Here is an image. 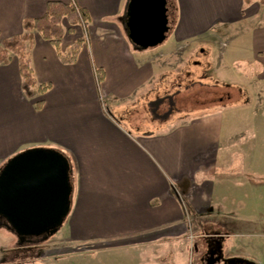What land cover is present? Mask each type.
<instances>
[{
    "label": "crops",
    "instance_id": "0c3cea01",
    "mask_svg": "<svg viewBox=\"0 0 264 264\" xmlns=\"http://www.w3.org/2000/svg\"><path fill=\"white\" fill-rule=\"evenodd\" d=\"M52 1L73 4L88 16L83 29L65 32L61 48L82 35L85 42L75 63L66 65L52 44L33 32L31 66L38 84H50L36 100L43 101L39 110L22 91L17 59L0 64V160L29 148H50L66 157L70 237L117 242L123 264H156L157 241H167L159 244L162 251L177 243L181 233L175 232L182 231L178 226L186 225L188 214L195 223L199 217L220 220L228 211L253 205L257 217L263 216L264 136L254 138L249 126L237 134L231 115L224 118L234 107H213L164 130L155 120L133 124L125 115L167 77L171 49L179 55L194 42H214L238 30L248 43L247 61L234 67L258 65L235 79L245 82L246 96L251 93L242 106L252 110V95L263 102L264 5L173 0L169 34L149 49L128 36L129 0H0V46L23 34V21L42 16ZM96 69L103 71L99 85ZM261 107L255 110L261 114L256 131L264 122ZM240 154L243 166L236 170L232 162ZM231 179L232 185L225 183ZM245 215L240 224H251L252 214ZM181 252L186 255L188 245ZM182 261L181 256L175 263Z\"/></svg>",
    "mask_w": 264,
    "mask_h": 264
},
{
    "label": "rangeland",
    "instance_id": "374dc122",
    "mask_svg": "<svg viewBox=\"0 0 264 264\" xmlns=\"http://www.w3.org/2000/svg\"><path fill=\"white\" fill-rule=\"evenodd\" d=\"M257 10L258 16H260L261 6ZM175 17L177 18V16ZM64 26L67 27V24L64 23ZM84 26H77L75 29L78 31ZM68 37L72 38V36ZM82 37L85 36L82 35ZM208 39L210 43L194 42L190 49L184 50L179 55L176 54L178 51L171 49L170 52H173V56L170 62H167V77L158 82V86L152 90L153 94L149 96V99L137 100L135 106L138 109L131 108L125 117L133 124L155 120L160 126L158 129L164 130L213 107L228 106L234 108L224 112V118L227 119L231 115L237 134L245 131V128L249 126L248 129L252 130L251 134L254 138H262L264 122L258 131L254 126L261 116L255 110L260 107V103H262L261 108H264V101H259L258 95H252L253 108L248 111L247 106L243 107L242 105L248 101L251 93L246 96L245 87L242 86L245 82L235 80L236 78L240 79L244 73L254 72L258 68V65L247 66L244 63L247 61L245 58L248 45L244 33L238 30L214 42L212 38ZM10 56L11 59L15 57L14 55ZM240 60L244 62L235 68L234 64ZM152 88L154 87L152 86ZM37 95L39 94L36 93L32 98H29L30 102H34L32 106L42 96ZM137 110L138 112H136ZM250 138L252 139V137ZM7 161L0 160V170ZM233 164L236 166V170L239 169V166H243V155L240 154L236 157ZM70 176L71 171H69V180ZM234 181L235 179H231L230 182L226 181L225 183L232 185ZM241 191L243 190L241 189ZM231 194L239 196L238 193L232 192ZM70 197L71 193L69 201ZM227 213L229 216L225 215L226 219L213 220V218L199 217L196 223L193 217L188 214L186 225L178 226L182 231L175 232L179 235L181 233L177 243L171 244L162 251L159 244L167 241H157L156 264H176L175 260H180L181 256L183 258L181 264H204L203 256L207 254L209 247H217L219 251L216 256L221 264H229L234 261L264 264V214L257 217L256 213L259 211L256 212L253 205ZM244 215L251 217L249 219L251 224H240L244 221L241 218ZM67 216L53 234H42L22 240L8 228L6 221L0 218V264H123L120 262L121 258L117 257L116 249L118 247H115L117 245L115 241L73 240L68 233ZM173 228L176 230L175 227ZM186 245H188V252L185 255L181 251ZM98 252L100 253L97 254Z\"/></svg>",
    "mask_w": 264,
    "mask_h": 264
},
{
    "label": "water",
    "instance_id": "95a60500",
    "mask_svg": "<svg viewBox=\"0 0 264 264\" xmlns=\"http://www.w3.org/2000/svg\"><path fill=\"white\" fill-rule=\"evenodd\" d=\"M129 0V11L143 3V11L154 10L156 22L149 30L132 33L130 40L142 48L158 45L174 23L173 0ZM138 3V4H137ZM149 7V8H148ZM148 8V9H147ZM142 12V10H141ZM146 13H141L140 17ZM151 18V14H148ZM148 20V19H147ZM138 21V20H137ZM127 25V24H126ZM69 162L58 151L32 148L10 158L0 170V218L21 240L53 234L70 209Z\"/></svg>",
    "mask_w": 264,
    "mask_h": 264
},
{
    "label": "trees",
    "instance_id": "16d2710c",
    "mask_svg": "<svg viewBox=\"0 0 264 264\" xmlns=\"http://www.w3.org/2000/svg\"><path fill=\"white\" fill-rule=\"evenodd\" d=\"M264 5V0H258ZM85 10L79 9L73 4H65L59 1L48 2L44 14L38 18L26 19L22 23L23 34L3 40L0 46V64L7 63L10 55L17 59L21 77L22 91L28 98L36 93L43 95L50 89V84H38L31 66L30 45L33 40V32H36L43 40L48 41L56 49L57 57L62 64L75 63L77 56L85 42V37H79L61 48V42L65 32L73 33L75 27L85 25L88 21ZM67 24V27L64 26ZM95 79L99 85L103 80L102 69L95 70ZM43 101L35 102L34 108L41 109Z\"/></svg>",
    "mask_w": 264,
    "mask_h": 264
},
{
    "label": "flooded vegetation",
    "instance_id": "af4514ba",
    "mask_svg": "<svg viewBox=\"0 0 264 264\" xmlns=\"http://www.w3.org/2000/svg\"><path fill=\"white\" fill-rule=\"evenodd\" d=\"M139 0H136V2H138ZM135 2V3H136ZM129 3V2H128ZM138 4V3H137ZM143 3L141 2L140 7L144 16L141 18V10L139 12V7L137 8L136 6L134 8H132L130 11L128 8H126V26L131 29L132 33L137 32L139 29L141 30H149L150 29V25L154 24L156 22L155 17L152 16V13H154V10H145L143 11ZM149 8V7H148ZM147 8V9H148ZM148 14H151V18H148ZM148 19V20H147ZM138 20V21H137ZM218 249L217 247L211 248L209 247L207 249V254H204L203 256V263L204 264H221L219 258L216 256L218 254ZM229 264H247V262H238V261H234L231 262Z\"/></svg>",
    "mask_w": 264,
    "mask_h": 264
}]
</instances>
